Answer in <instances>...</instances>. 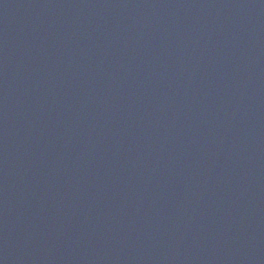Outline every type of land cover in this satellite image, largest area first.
<instances>
[{"label": "water", "instance_id": "1", "mask_svg": "<svg viewBox=\"0 0 264 264\" xmlns=\"http://www.w3.org/2000/svg\"><path fill=\"white\" fill-rule=\"evenodd\" d=\"M0 264H264V0H0Z\"/></svg>", "mask_w": 264, "mask_h": 264}]
</instances>
